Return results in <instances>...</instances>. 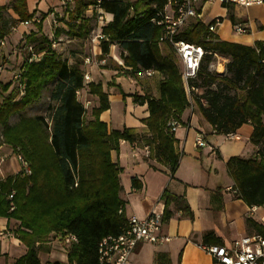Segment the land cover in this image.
<instances>
[{"label": "trees", "instance_id": "16d2710c", "mask_svg": "<svg viewBox=\"0 0 264 264\" xmlns=\"http://www.w3.org/2000/svg\"><path fill=\"white\" fill-rule=\"evenodd\" d=\"M179 1L72 0L64 18L67 35L84 39L93 28L91 18L95 16H87L86 10L97 3L102 11L112 14L101 27L106 39L100 41V57L116 44L123 65L131 67L126 74L134 76L138 69H153L161 74L157 97L133 98L147 105L148 115L141 120L148 130L143 143L150 157L168 166L170 176L178 166L180 153L167 121L181 123V113L190 103L174 50L165 43L168 51L162 52L158 43L161 27L152 18H157V12L168 2ZM222 6L233 25L246 22L245 18L235 17L232 4L222 1ZM11 7L17 15L15 20L5 18L0 5V41L18 21L35 14V10H28L27 0H15ZM48 13L41 12L36 31L25 35V53L16 77L7 82L0 80V145L19 155L30 171L21 168L0 178V217L17 221L13 233L26 247L12 264H100L98 243L105 236L118 235L126 222V201L120 195L121 167L112 161L111 151L118 150L121 139L133 142L138 135L129 127L108 131L106 123L99 119V114L109 107L108 95L101 83L84 81L82 58L69 61L56 51L53 43L59 31L55 30L51 38L42 32V21ZM176 38L203 48L196 76L189 81L194 88L190 95L214 131L226 134L244 123L252 126L249 140L256 151L249 157L230 156L226 168L237 197L248 206L264 204V150L259 147L264 142V39L250 45L223 40L199 20L184 25ZM26 45L31 49L27 50ZM215 56L227 58L225 72L209 69ZM84 88L96 97L88 113L76 93ZM45 93L42 112L23 113L37 105ZM13 115L18 118L10 122ZM131 184L140 186L135 178ZM160 198L164 203L162 221L174 210L192 218L182 195L164 189ZM246 223L264 232L251 217L246 218ZM67 234L76 240L66 244V263H42L38 253L49 248L45 244L50 237L63 240ZM219 243L212 231L203 234L201 244ZM158 259L156 256L157 264Z\"/></svg>", "mask_w": 264, "mask_h": 264}, {"label": "crops", "instance_id": "0c3cea01", "mask_svg": "<svg viewBox=\"0 0 264 264\" xmlns=\"http://www.w3.org/2000/svg\"><path fill=\"white\" fill-rule=\"evenodd\" d=\"M48 1L27 0V6L37 8L38 12H46ZM193 4L200 17L190 16L186 24L199 20L207 25L218 18L220 23L216 25L214 33L220 39L247 45L253 44L255 40L264 39V4L249 7L233 5L235 17L246 19L244 25L249 32L245 34L234 32V25L227 18V9L222 6L221 0H197ZM93 13L95 16L91 18V23L96 24L97 10L94 9L92 13L86 12L87 16ZM103 15L107 22L112 18V14L108 12L103 11ZM49 16L50 14L42 21V32L45 34L46 23L48 27L50 26ZM54 26H57L55 30L59 31L58 40L61 41L62 36H65L68 43H83V53L71 49L66 56L64 54L62 56L69 61L74 57H80L82 60L89 57L90 61L87 64L83 63V69L88 72L89 81L101 83L103 91L108 95L109 107L99 114V119L106 123L108 131L129 127L138 135L133 142L121 139L118 150L111 151L112 161L121 167L120 195L126 201L124 209L126 217L129 215L145 217L152 208L163 211L164 203L160 195L164 189L172 194L182 195L192 211V218H189L182 216L180 210H174L161 226V233L166 235L168 240L162 243L138 242L130 254L131 263L157 264L156 256H159V264H217L200 246L206 231H212L224 244H229L239 236L258 232L255 227L246 223V218L251 217L248 213L249 206L235 195L233 180L226 168V160L230 156L249 157L256 151V146L249 140L252 126L249 123L242 124L235 131L239 139L227 140L224 134L214 131L194 104L189 105L181 113L180 126L174 131L175 149L180 153V159L173 176H170L168 166L150 157L144 148L143 139L148 130L141 120L148 115L147 105L133 98V95L157 97L161 74L155 72L143 79L128 75L119 56L120 48L116 44H111L108 53L100 57V43L91 42L89 35L84 39L71 38L67 35V27L62 21ZM34 27L31 31H36V26ZM16 36L18 35L7 36L6 41L8 38L15 40ZM159 45L166 46L165 43ZM6 47L0 46V54L5 53L6 56L4 68L0 70V80L3 82L13 78L22 61L21 56L16 57L15 50L7 54ZM218 57L215 56L216 59ZM0 58L3 59V55H0ZM225 62L227 58L221 56V62L217 61L214 64L212 60L209 69L215 68L217 72H223ZM80 96L90 100L93 105L96 103V97L88 93L86 88L81 89L78 97ZM198 133L203 135L206 146H196L194 138ZM240 139L243 141L238 143ZM10 152L11 149L0 145V178L21 169L20 165L19 168L9 171L10 166L7 167L4 160L11 157L7 158ZM13 157L16 158V154ZM132 178L140 182L139 187L132 186ZM251 218L258 223L255 218ZM16 225L17 221L0 217V231L6 229L9 233L0 235V264H12L15 258L26 250L13 233ZM45 245L49 248L38 253L42 263L50 261L66 263V244L60 237H50Z\"/></svg>", "mask_w": 264, "mask_h": 264}, {"label": "built area", "instance_id": "2783aa9c", "mask_svg": "<svg viewBox=\"0 0 264 264\" xmlns=\"http://www.w3.org/2000/svg\"><path fill=\"white\" fill-rule=\"evenodd\" d=\"M99 0H97L98 2ZM194 1L197 0H181L179 2H168L162 10L157 12V18H152L161 27V34L158 38V43H167L172 46L176 60L179 65L180 77L183 87L186 91L188 101L193 104V99L190 95V90L194 89L189 85V81L196 76L200 59L203 55V48L199 44L187 42L183 39L176 38V35L181 28L186 24L188 17H200L194 8ZM232 5L240 7H249L252 5H262L264 0H221ZM69 5H72V0H67ZM64 3V2H63ZM97 10L96 24L91 29L89 37L92 42L100 43L101 40L106 39L101 32V27L107 23L103 15V11L98 7L97 3L89 5L86 12L92 13ZM40 19L37 15L27 20H20L12 27L16 31L20 26L27 27L39 23ZM52 23H56V19L52 17ZM220 23L218 18L209 22L206 26L211 32H214L217 24ZM233 30L238 34L246 33V26L244 23H237L233 26ZM6 39L0 41V45L5 44ZM54 45V43H53ZM27 50L31 49L30 45H26ZM33 56H37L33 54ZM90 61L89 57H85L84 64ZM0 65V70H2ZM126 70H131L129 66H123ZM156 71L153 69H138L134 71V75L138 78H145L152 76ZM16 77V74L13 76ZM84 81H89V74L84 71ZM81 89L77 90V97L80 95ZM84 107L90 104V100L85 99L82 102ZM167 126L171 131H175L180 126V122L175 119H169ZM228 140H237L239 136L235 132L224 134ZM194 142L198 147L207 145L202 134H196ZM145 150L149 152L147 145ZM21 163V168L29 173L26 162L17 155ZM11 209L13 207H10ZM248 213L255 218L258 223L264 228V204L251 205L248 207ZM162 211L152 208L145 217H138L136 215H129L126 217V222L121 232L118 235H108L103 237L98 243V261L100 264H132L130 261V254L136 244L140 241L151 243H162L168 240V237L161 233L162 226ZM9 234L7 230L0 231V235ZM76 238L72 234L64 236L65 244L75 241ZM200 246L211 255L213 261L217 264H264V232H255L252 234L242 235L234 238L229 244H200Z\"/></svg>", "mask_w": 264, "mask_h": 264}, {"label": "rangeland", "instance_id": "374dc122", "mask_svg": "<svg viewBox=\"0 0 264 264\" xmlns=\"http://www.w3.org/2000/svg\"><path fill=\"white\" fill-rule=\"evenodd\" d=\"M15 0H0V5H3V10H2V14H3V16L5 17V18H7V19H13V20H15V19H17V15L13 12V10H12V3L14 2ZM50 1V2H49ZM48 2H47V5H46V7H45V10H46V12H49L48 14H50V16H49V19H50V26L48 27V25H47V23H46V26H47V28H46V32H47V34L46 35H48L50 38L51 37H53V33H54V31H55V29H56V27L57 26H54L55 24H57V23H59V21H62L63 23H64V18H65V8L67 7V4L69 3V2H67V0H49ZM52 1V2H51ZM64 2V3H63ZM30 11H33V10H35V14L34 15H37V16H39V14L41 13V12H38V10H37V8H34V7H30V8H28ZM47 14V15H48ZM51 17H54L55 19H56V23H52L51 22ZM95 24V23H94ZM94 24H92V26L94 25ZM35 25H29V26H27L26 28L25 27H19L16 31H13V30H10L9 31V34H8V37L9 36H11V35H18V36H16L17 38H15V40H10L9 38H8V41H6L5 40V44H4V46L6 47V53L7 54H9L10 52L12 53V51L13 50H15L16 51V53L17 54H15L16 55V57L17 56H21L22 57V55L25 53L24 51V47H23V43H24V41H25V39H26V33L27 32H29V31H31V29H33V28H35L34 27ZM42 28H43V22H42ZM62 40L60 41V40H58V39H56L54 42V48L56 49V51H58L59 53H61L62 55L64 54L65 56L67 55V53L72 49V50H77V51H81V53H83V49H82V47L84 48V45H83V43L81 42H75V43H68L66 40H67V38L64 36H62ZM7 42H8V44H7ZM92 42V41H91ZM69 44H71V45H69ZM1 46V45H0ZM161 48H162V50L163 51H168L167 49V47L166 46H164V45H162L161 46ZM1 56L3 55V59L2 58H0V65L3 67L4 66V59H6L5 57V53H3V54H0ZM215 58V57H214ZM213 58V62H214V64L217 62V61H220L221 62V56H219L218 57V59H214ZM226 63V62H225ZM16 67L18 66V64H16L15 65ZM4 68V67H3ZM2 68V69H3ZM219 69H221V67L219 68ZM212 70H214V71H216L215 70V68L213 69L212 68ZM223 72H225V69H224V71ZM143 79V78H142ZM198 91V90H197ZM200 91V90H199ZM81 93V92H80ZM78 99L81 101V103L82 102H84V97H78ZM204 101V100H203ZM46 102V93L43 95V98L39 101V103L37 104V105H35V106H33V107H29V108H27L23 113L24 114H26V115H32V114H36V113H40V112H42L43 111V109H44V103ZM193 104H194V102H193ZM91 105H92V102L87 106V113L89 112V110H90V108H91ZM194 106L196 107V105L194 104ZM197 108V107H196ZM86 113V114H87ZM88 115V114H87ZM18 118V116L17 115H13L11 118H10V122H14V121H16V119ZM228 140V139H227ZM232 141V140H231ZM243 140L242 139H240L239 141H238V143H240V142H242ZM259 147H261L263 150H264V142L259 146ZM8 148V147H7ZM8 149H10V148H8ZM15 155V153L14 152H10V154L7 156V158L8 157H10V158H8L7 160H6V158H5V160H4V163L6 164V166L7 165H9L10 166V168H9V171H13V170H15V169H17V168H19L20 167V162L18 161V158H17V154H16V158H14L13 156ZM3 163V162H2ZM8 167V166H7ZM7 167H6V169H7ZM5 169V167L3 168V170Z\"/></svg>", "mask_w": 264, "mask_h": 264}]
</instances>
